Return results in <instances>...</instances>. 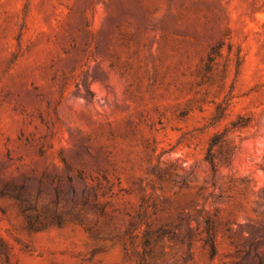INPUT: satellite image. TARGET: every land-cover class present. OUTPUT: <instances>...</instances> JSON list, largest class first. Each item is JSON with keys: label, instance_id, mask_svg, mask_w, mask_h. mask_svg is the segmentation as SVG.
Returning a JSON list of instances; mask_svg holds the SVG:
<instances>
[{"label": "rangeland", "instance_id": "rangeland-1", "mask_svg": "<svg viewBox=\"0 0 264 264\" xmlns=\"http://www.w3.org/2000/svg\"><path fill=\"white\" fill-rule=\"evenodd\" d=\"M0 264H264V0H0Z\"/></svg>", "mask_w": 264, "mask_h": 264}, {"label": "trees", "instance_id": "trees-1", "mask_svg": "<svg viewBox=\"0 0 264 264\" xmlns=\"http://www.w3.org/2000/svg\"><path fill=\"white\" fill-rule=\"evenodd\" d=\"M1 243V242H0Z\"/></svg>", "mask_w": 264, "mask_h": 264}]
</instances>
